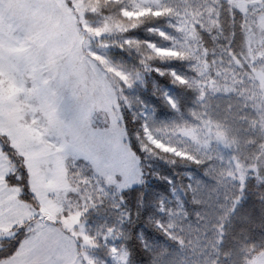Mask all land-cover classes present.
<instances>
[{
    "label": "snow or ice",
    "instance_id": "6c2138e0",
    "mask_svg": "<svg viewBox=\"0 0 264 264\" xmlns=\"http://www.w3.org/2000/svg\"><path fill=\"white\" fill-rule=\"evenodd\" d=\"M0 264H264V0H0Z\"/></svg>",
    "mask_w": 264,
    "mask_h": 264
}]
</instances>
